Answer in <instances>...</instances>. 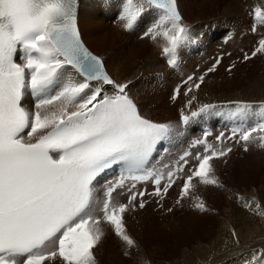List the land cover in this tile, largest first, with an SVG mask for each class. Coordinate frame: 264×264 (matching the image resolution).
Instances as JSON below:
<instances>
[{"label": "snow or ice", "instance_id": "6c2138e0", "mask_svg": "<svg viewBox=\"0 0 264 264\" xmlns=\"http://www.w3.org/2000/svg\"><path fill=\"white\" fill-rule=\"evenodd\" d=\"M78 3L0 0V264H97L94 249L106 227L130 256L138 245L127 231L125 214L145 208V197L163 200L180 181L177 204L187 198L207 211L195 193L198 185L224 187L214 161L228 157L234 145L245 152L253 145L264 149V101L231 100L191 110L192 96L179 124L226 109L217 114L230 122L229 134L221 131L210 142L212 133L205 131L164 170L146 167L159 142L181 134L179 125L141 114L126 91L128 83L113 79L81 39ZM153 10L143 35L153 41L163 37L162 52L175 65L178 48L189 39L177 0H122L119 19L132 30ZM250 15L256 32L255 25H264V7L256 6ZM258 53H264V37L252 56ZM219 63L217 58L207 73ZM207 73L189 75L184 94L199 90ZM180 94L178 86L172 99ZM117 165L123 168L118 178L100 184ZM148 182L152 192L137 188ZM238 199L264 217L259 203L253 207ZM262 257L253 254L245 264H264Z\"/></svg>", "mask_w": 264, "mask_h": 264}, {"label": "bare ground", "instance_id": "6f19581e", "mask_svg": "<svg viewBox=\"0 0 264 264\" xmlns=\"http://www.w3.org/2000/svg\"><path fill=\"white\" fill-rule=\"evenodd\" d=\"M177 1L179 9L183 14L182 17L184 16L182 22L188 26L189 34L193 36L197 33L199 34L203 28L199 27L198 24H200L202 20L194 18L191 13V10L195 9V5L190 3L189 0ZM113 15V5L105 9L94 0H80L78 19L85 42L94 52L97 54L98 52L101 53L113 79L118 82L128 83L129 86L126 91L140 105L141 112L145 117L156 122H171L175 124L178 121L177 119V121L175 120L177 104L172 103L171 105L173 101L167 100L168 104H170V106H167L164 96H167L168 89L170 96L172 88L180 82V74H172V71L166 68L164 61L160 57L162 52L161 46H163L165 42L164 38L159 37L157 41H153L150 37L142 39L139 37V34L143 29L137 32L126 33L119 24H111ZM241 16L249 18V16L244 13L241 14ZM209 27L212 28V24ZM245 35L246 34H242V36ZM242 36H235V39H231V41L239 42V45L240 43L244 45L247 42L244 43ZM205 39L210 40V37H206ZM252 43L253 42H251V45ZM229 48L230 47H228L227 51L231 50V48ZM225 49L226 48H224V50ZM218 50H221V48H218ZM221 51L220 53L224 55L222 62H226V59L230 57ZM235 58L237 59L236 55ZM192 61V59L187 61L184 71L187 70L188 73H190L194 71V65L202 64L201 61ZM194 62L195 64H193ZM206 63L202 64V71L206 69ZM237 67L242 68L241 65ZM157 72L167 75V79L161 82L162 87L160 88L154 84L159 75ZM149 73H151L150 77H148V75H150ZM217 77L218 76L213 75L210 77L206 76V80L200 92H202V94L207 91L211 92L210 87L221 85V83H217L215 80ZM242 88V90L235 89L232 92H224L220 95L211 93L213 95L211 98L215 102H224L223 100H264V72H255L251 77L248 74V81L242 85ZM164 89L165 91L163 92ZM200 92H198V94ZM181 101L178 100V106L182 104ZM158 109H160V111H158ZM237 152L241 153L244 157L241 158L238 163L245 169H258L264 165L262 157L264 151H255L253 148L251 152L257 153H253V155L250 154L251 152ZM222 161L223 160L220 159L215 162L219 166V169L222 167ZM259 173V179L256 181L257 184L251 185L249 189H243L244 191H242L243 193L240 195L229 193L228 197L225 196L223 200L224 205L222 206V202L216 203V199L214 198L216 195L214 193H221V188H217L216 186L211 187L210 185H198L195 194L198 195L200 199L204 200L208 210L200 211L195 207L189 210L191 211L189 216L194 217V219H192L190 224L185 228H187L186 232H190L191 230L195 231L197 229L201 230L203 237H207V240L196 239L194 242L189 241L187 245H184V248L178 249L174 247L175 249L170 252L164 251V243H161L162 240L159 241L158 239V237L164 233L160 234V231L157 230L159 224L155 221L156 219H149L145 216V213L148 212V208H145L144 211L142 210V212L139 211L135 213L139 216L138 221L131 220V217L134 215L133 213L128 212L125 214L127 231L138 245L137 249L132 250L133 254L125 256L124 252L126 246L106 227V234L102 242L94 249L95 256L97 255L98 257L99 254L100 258L98 260L96 259L97 264H245L246 261L252 259L253 254L264 253V217L245 208L243 206L244 200L238 199L239 197H244L245 200L253 204V207H255L256 203H259L261 208L264 209V170ZM258 184L260 185L258 186ZM211 212L213 216L205 215ZM148 214H150L151 218H155L151 213ZM200 216H208L216 219L213 230L207 227L199 228L195 225L202 220L196 218ZM220 216L222 218H220ZM139 224L145 225L143 229L145 231L144 239L142 235L137 232L139 231L138 228L141 227H137ZM233 232H235V235H233ZM155 233L158 234L157 238L154 236ZM164 236L166 237V235ZM153 240L154 242H152ZM148 241L152 243L149 247L147 246V243H150ZM175 250L177 252H174ZM262 259H264V257H262Z\"/></svg>", "mask_w": 264, "mask_h": 264}, {"label": "rangeland", "instance_id": "374dc122", "mask_svg": "<svg viewBox=\"0 0 264 264\" xmlns=\"http://www.w3.org/2000/svg\"><path fill=\"white\" fill-rule=\"evenodd\" d=\"M189 2L193 3L195 5V9L191 10L193 17L198 18V20H200V19L202 20V22L200 24H198L199 27H203L205 25L211 26V24H212V26L214 25L213 31H215V29H216V31L213 32V36L221 38L227 32L228 28H225L227 22H234L235 23V25L238 27V30H237L238 35L242 36V34L243 35L246 34L245 36H242L244 43L247 42L244 45L241 43L239 45V42H234L231 40H230L231 43L229 41L228 42L229 44L228 43L224 44L221 42V40L216 39V38H215L216 40H213L211 37H210V40L205 39L207 53H206V56L204 59H206L207 56L209 57L211 55H216L217 53H220L221 50H222L221 52H224L225 54H227L229 52L236 54V51L239 49V47H241V48L244 47L245 49H247V47L251 48V46H252L251 42H254V40L256 38H258L259 35H261L263 33L262 32V33L257 34V35L250 34L249 23H250L251 19L247 18L246 16L244 18L241 16V14L244 13L247 15V13H246L247 9H252V7H254V6L259 5L261 7H264V0H192V1L189 0ZM243 8H245V9H243ZM113 25H116V24H113ZM209 28H211V27H209ZM197 34H195V36H197ZM237 34L235 36H238ZM235 36L233 39H235ZM143 38L145 39V37H143ZM158 38L159 37H157V39ZM247 39H249V40H247ZM236 46H238V47H236ZM217 47L221 48V50H218ZM228 47H230L231 50L227 51ZM224 48H226V49L224 50ZM98 54L101 56L100 52H98ZM231 58H234L233 60H236L235 64H234V62L232 64H234V65L237 64L233 69H231V71H229V69L225 67V65H227L225 63L226 62L228 63V61H229V59L227 58L226 62L218 68L217 72H215V71L211 72V73L205 72V73H207V75H205V77L206 76L210 77L211 75L218 76L215 80L217 81V83L218 82L221 83V85H219V86L216 85V86L210 87L211 92L207 91L206 93L204 92V94H202V92H200V90L203 86V84H202L201 88L198 91L194 90L189 95V97H185L184 95H181V97H179V99H178L180 101L182 100L181 106L185 107V104H184L185 101H188V99L191 98L192 96L196 97V99L193 100V101H195L194 102L195 104H193L192 110H194L196 108L198 109L203 104L219 103V102H215L211 98L213 96L212 94H214V95L219 94L220 95L224 92H227V93L232 92L235 89L236 90H242L243 89L242 85H244L248 81V74L251 77L253 75V73H255V72H258V71L264 72V53L258 55L255 59L247 60V61H245L243 59L242 55H240L237 59L235 58V55H234V57L232 56ZM210 59L211 58H209L208 60H205L207 62V63L205 62L206 68L210 67V64L213 62L212 59L211 60ZM197 61H201V60H197ZM205 63L202 62V64H205ZM193 64H195V62ZM239 65H241L242 68L237 67ZM194 69H195V65H194ZM149 74L150 75H148V77L151 76V73H149ZM157 74H159V72H157ZM187 74H188L187 70H185L183 74H180L179 75L180 81ZM211 82H212V79H211ZM164 91H165V89L163 90V92ZM198 92H200V93L198 94ZM159 94H161V93H159ZM164 97L166 99V101H165L166 105L170 106V104H168V101L170 100L169 99V89H168L167 96H164ZM223 101L225 102L227 100H223ZM258 101H264V100H258ZM220 102H222V101H220ZM171 105H172V103H171ZM158 111H160V109H158ZM177 113H178V109L175 113L176 114L175 120L176 119L178 120ZM254 149H255V151H259L256 148H254ZM237 151L245 152L244 150H239V149L235 150L232 153V156L227 160L226 163L221 162L222 167L220 169H219V166L217 165V163H215L217 160L214 161L215 175L219 178V181L224 185V187L221 188V193H219V192L214 193V194H216L214 196V198L216 199V203L222 202L221 206L224 205L223 200H224L225 196L228 197L229 193L240 195L243 193L242 192V191H244L243 189H249V187H251V185L257 184L256 181L259 179V174H260L259 172L264 170V165L259 167L258 169L254 168L253 170L245 169L244 167L239 165L238 161L244 157L242 156L241 153H239ZM251 151H253L252 147L247 152H251ZM253 153L254 152H251L250 154L253 155ZM254 154H257V153H254ZM262 157L264 160V155H262ZM227 158L228 157H226V159ZM259 185L260 184H258V186ZM210 186L215 187L213 185H210ZM225 190H227V191H225ZM201 200L204 202L203 199H201ZM233 200H234V198H233ZM189 202L191 204L195 203V201L191 200V199H189ZM204 204H205V202H204ZM188 207L189 206H187L185 208H181V209H176L172 213H167V214L162 215V214L155 212L153 210V207L151 206L148 208V210H147L148 212L145 213L146 214L145 216L147 218L156 219L155 221L159 224V227L157 228V230L160 231L159 232L160 234L164 233L163 235H160V237H158V234H156V233H155L156 235L154 234V236L156 238L158 237L159 241H161V240L163 241V242L161 241V243H164V245H165V246L163 245L164 251L170 252L175 248H178V249L184 248V245H187V243L189 241L194 242L196 239H200V240H207L208 239L207 237H203L201 230H199V229H197L195 231L191 230L190 232H186L187 228H185V227H187L188 224H190L191 220L194 219V217L189 216L190 212H191L189 210L194 209V207L189 208V209H188ZM148 213H151L155 218H151L150 214H148ZM133 214L134 215H133V217H131V220L132 221H138L139 216L135 213H133ZM205 215L213 216L212 212L207 213ZM208 216L196 217V218L202 219V220L200 222H197V224H195V225L199 228L207 227L208 229L213 230V226L216 223V221H215L216 219H213V218L208 217ZM208 218H210L211 220ZM220 218H222V217L220 216ZM139 226H141V227L138 228L139 231H137V232H139L144 239V235H145L144 232L145 231L143 229L145 228V225L144 224L137 225V227H139ZM164 235H166V237ZM161 236H164L165 238L161 237ZM148 242H150V241H148ZM152 242H154V240ZM151 244H152L151 242L147 243V246L149 247ZM185 248H186V246H185ZM174 252H177V251L175 250ZM172 255H173V253H172ZM96 257H97V255H96ZM96 259L97 260L100 259L99 254H98V257Z\"/></svg>", "mask_w": 264, "mask_h": 264}]
</instances>
